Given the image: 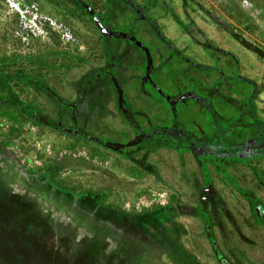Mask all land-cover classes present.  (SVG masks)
Instances as JSON below:
<instances>
[{
	"label": "rangeland",
	"instance_id": "obj_1",
	"mask_svg": "<svg viewBox=\"0 0 264 264\" xmlns=\"http://www.w3.org/2000/svg\"><path fill=\"white\" fill-rule=\"evenodd\" d=\"M38 2L83 49L30 35L0 3V264H264V157L162 138L175 107L188 128L237 69L264 121V60L229 33L264 52V0Z\"/></svg>",
	"mask_w": 264,
	"mask_h": 264
},
{
	"label": "trees",
	"instance_id": "obj_2",
	"mask_svg": "<svg viewBox=\"0 0 264 264\" xmlns=\"http://www.w3.org/2000/svg\"><path fill=\"white\" fill-rule=\"evenodd\" d=\"M212 20L217 24L219 23V20L215 19L213 16ZM223 27L227 28L225 25H223ZM229 33L240 44L251 51V53L258 55L259 58L264 60L263 51L254 45H251L249 42L246 45L245 40L240 36L234 35L231 30H229ZM7 78H4V80ZM228 82L245 86L248 88L249 92L238 100L227 98L221 93V89H223V86ZM215 91L218 96L215 98L212 94L210 100L204 102L206 109H203L197 115L194 114L192 119H190L194 120V122L190 123L188 128H185L184 126V121L186 119L181 117L183 106H180L178 109L175 107L173 114L174 119L171 125L165 128L166 130L162 133L164 141L171 146H180L187 150H192V146L194 149H199L203 154L208 153L221 159H229L233 161L260 156L264 157V121L261 120L256 106V101L261 93L258 85L254 81L240 77L237 69L235 74L229 78L220 76L216 81ZM175 97L177 98L178 96ZM212 99L221 100L219 103H226V106L231 109L234 114L229 117L221 116L212 107L214 104ZM175 103L177 106L178 103ZM18 106L20 105H17V107ZM25 110L28 116L32 115L31 110ZM149 134L155 140L161 133L160 131H153V133L151 132L148 133V135ZM43 184L44 181H42L40 185ZM61 190L57 191V193L56 190L54 191L56 198H62L63 193ZM71 195L72 198H70V201H72V203H77L78 207L83 206V200L91 201V199H88L90 198L88 195H84L81 200L74 199L76 196L75 194ZM64 197L68 196L65 195ZM6 199L7 201H13L15 197L7 195ZM17 199H23L22 201H25L26 203L28 202L24 197ZM98 204L100 205V203ZM99 205L96 206V209L99 208ZM251 206L254 217H257V222L260 224L264 223V220L258 217V211L256 210L257 208L261 209V205L258 202L251 201ZM16 213L18 216L21 214L18 211ZM25 216L26 214H24V220L28 219L32 222L36 221V223L40 224L38 226L43 227V222L38 221L39 219L35 220V213L33 210L27 214L26 218ZM205 222L208 224L206 215ZM208 232L210 233L209 229ZM218 260H220L221 264H227L221 260V258Z\"/></svg>",
	"mask_w": 264,
	"mask_h": 264
},
{
	"label": "built area",
	"instance_id": "obj_3",
	"mask_svg": "<svg viewBox=\"0 0 264 264\" xmlns=\"http://www.w3.org/2000/svg\"><path fill=\"white\" fill-rule=\"evenodd\" d=\"M7 9V14L19 18L23 28L34 37H46L57 34L66 44L78 46L73 35L63 28L53 17L44 14L38 0H0Z\"/></svg>",
	"mask_w": 264,
	"mask_h": 264
},
{
	"label": "flooded vegetation",
	"instance_id": "obj_4",
	"mask_svg": "<svg viewBox=\"0 0 264 264\" xmlns=\"http://www.w3.org/2000/svg\"><path fill=\"white\" fill-rule=\"evenodd\" d=\"M11 194H13V195H14V193H10V195H11ZM260 215H262V214H260ZM262 216H263V215H262ZM258 217H259V216H258Z\"/></svg>",
	"mask_w": 264,
	"mask_h": 264
}]
</instances>
